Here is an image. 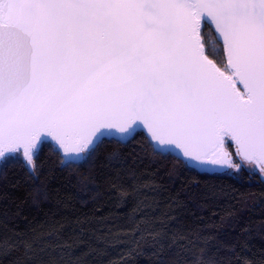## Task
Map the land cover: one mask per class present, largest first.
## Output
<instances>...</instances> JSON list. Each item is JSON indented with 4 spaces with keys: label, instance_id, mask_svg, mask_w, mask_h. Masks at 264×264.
Masks as SVG:
<instances>
[{
    "label": "snow or ice",
    "instance_id": "6c2138e0",
    "mask_svg": "<svg viewBox=\"0 0 264 264\" xmlns=\"http://www.w3.org/2000/svg\"><path fill=\"white\" fill-rule=\"evenodd\" d=\"M138 136L186 170L264 183V0H0V169L35 178L45 149L91 167ZM172 239L184 243L171 264H218L206 246L183 260L206 240ZM21 246L10 264L35 249L0 236V264Z\"/></svg>",
    "mask_w": 264,
    "mask_h": 264
},
{
    "label": "trees",
    "instance_id": "16d2710c",
    "mask_svg": "<svg viewBox=\"0 0 264 264\" xmlns=\"http://www.w3.org/2000/svg\"><path fill=\"white\" fill-rule=\"evenodd\" d=\"M111 151L121 154L123 169L108 166ZM141 201L150 206L138 209ZM180 234L207 241L183 260L206 246L218 264H264V183L186 170L154 155L142 136L127 147L110 145L91 167L66 168L45 149L35 178L18 164L0 169V236L32 242L45 262L110 264L142 236L128 264H171L184 243L172 238ZM16 257L23 258L22 246L4 264Z\"/></svg>",
    "mask_w": 264,
    "mask_h": 264
},
{
    "label": "water",
    "instance_id": "95a60500",
    "mask_svg": "<svg viewBox=\"0 0 264 264\" xmlns=\"http://www.w3.org/2000/svg\"><path fill=\"white\" fill-rule=\"evenodd\" d=\"M142 127V126H141ZM61 155H63L62 153H61ZM26 163V162H25ZM28 167H31V166H28ZM200 172V171H199Z\"/></svg>",
    "mask_w": 264,
    "mask_h": 264
}]
</instances>
